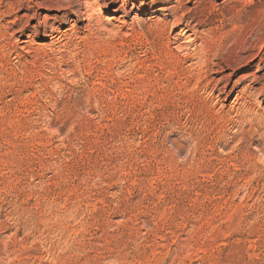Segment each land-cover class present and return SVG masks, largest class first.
Instances as JSON below:
<instances>
[{
    "label": "rangeland",
    "instance_id": "1",
    "mask_svg": "<svg viewBox=\"0 0 264 264\" xmlns=\"http://www.w3.org/2000/svg\"><path fill=\"white\" fill-rule=\"evenodd\" d=\"M44 2L0 0V264H264V0H105L54 46Z\"/></svg>",
    "mask_w": 264,
    "mask_h": 264
},
{
    "label": "bare ground",
    "instance_id": "2",
    "mask_svg": "<svg viewBox=\"0 0 264 264\" xmlns=\"http://www.w3.org/2000/svg\"><path fill=\"white\" fill-rule=\"evenodd\" d=\"M102 2H105V0H45V2L44 3H42L41 5L44 7V8H46V9H48V10H51V11H58V12H62V11H69L70 12V14H63V15H61V16H59V15H55V16H52V17H49V16H45V18H44V21L41 23V25L39 24V27H33V29H34V31H35V34L38 36H40L41 35V31L39 30L40 28H42L43 29V37H42V39H49V40H51V46H54V45H59L58 43L59 42H61V41H63L64 39H66V37H67V31H69V30H61V28H62V26H63V24L64 23H67V22H71V21H73V17L74 18H76V20L74 21V23H75V25L73 26V27H75V26H77V24H80V23H82V22H87V23H91L94 19H95V14L97 13L96 11L97 10H100L101 11V13H102V10H103V4H102ZM84 5V7H83V9L85 10V12H84V14H85V16L86 17H84V19L82 20V21H79L77 18L79 17L78 15L80 14V15H84L83 14V12H82V6ZM107 6V5H106ZM76 7H78L79 8V10H75L76 9ZM96 12V13H95ZM67 13V12H66ZM72 15V16H71ZM125 17H126V12H125ZM103 16V15H102ZM81 17V16H80ZM96 17H97V15H96ZM100 17V16H99ZM96 19H99V18H96ZM103 19V18H102ZM49 20L50 21H52L53 20V24H50V22H49ZM81 20V19H80ZM100 20H101V18H100ZM104 20H105V18H104ZM99 21V20H98ZM103 21V20H102ZM100 23H101V21H99ZM109 22V21H108ZM40 23V22H39ZM103 23V22H102ZM104 23H106V22H104ZM58 25V26H57ZM105 25V24H104ZM107 25V24H106ZM37 26H38V24H37ZM42 26V27H41ZM72 27V28H73ZM106 28V29H105ZM105 30H108L107 29V27L105 26ZM205 28V27H204ZM107 32V31H106ZM34 35V34H33ZM224 35H225V33H224ZM3 36V35H2ZM161 36V35H160ZM4 37V36H3ZM226 37V36H225ZM32 38V37H31ZM40 39H41V37H40ZM2 41V40H1ZM215 41V40H214ZM225 41V40H224ZM175 42V41H174ZM222 42V41H221ZM24 43V42H23ZM209 43V42H208ZM212 43V42H211ZM218 43H219V41H218ZM93 44V43H92ZM202 44H207V42H205V43H202ZM210 44V43H209ZM217 45V44H216ZM219 45V44H218ZM221 45V44H220ZM219 45V46H220ZM50 46V47H51ZM61 46V45H60ZM187 46V45H186ZM207 46V45H206ZM218 46V47H219ZM63 47V46H62ZM209 47V46H208ZM208 47H207V49H208ZM211 47V46H210ZM218 47H216V48H218ZM222 47V46H221ZM58 48V47H57ZM190 48V47H189ZM204 48V47H203ZM213 48H215V47H213ZM38 49V48H37ZM99 49V48H98ZM186 49V48H185ZM212 49V48H211ZM71 50V49H70ZM204 50V49H203ZM30 51V50H29ZM63 51V50H62ZM66 51V50H65ZM179 51V50H178ZM201 51L202 50H200V55H198V62H199V65H195V66H199V70H197L198 72L197 73H199V76L200 75H202V74H206L207 72H209L210 71V69H213V67L214 66H212V65H214V64H212L211 63V60H210V58L209 57H203V55L201 54ZM213 51V50H212ZM214 51H215V49H214ZM239 51V50H238ZM162 52V51H161ZM215 52H217V51H215ZM27 53V52H26ZM197 53V52H196ZM203 53H205V51L203 52ZM224 53V52H223ZM34 54V53H33ZM208 54V53H207ZM212 54H213V52H212ZM215 54V53H214ZM228 54H229V52H228ZM195 55V54H194ZM202 55V56H201ZM226 55V54H225ZM175 56V55H174ZM185 56V55H184ZM197 56V55H196ZM206 56V55H205ZM208 56H209V54H208ZM169 57H170V55H169ZM195 57V56H194ZM254 57V56H253ZM256 57V56H255ZM190 58V57H189ZM167 59V58H166ZM192 59V58H191ZM195 59V58H194ZM232 59V58H231ZM216 60H217V58H216ZM4 61V60H3ZM184 61V60H183ZM173 63V62H172ZM195 63H197V62H195ZM194 63V64H195ZM182 65V64H181ZM218 65V64H217ZM189 67V66H188ZM194 67V66H193ZM231 67V66H230ZM198 68V67H197ZM223 68V67H222ZM239 68V67H238ZM192 69V68H191ZM221 69V68H220ZM228 69V68H227ZM232 69H234V68H232ZM215 69H213V70H211V72H213ZM222 70V69H221ZM222 71H224V70H222ZM185 73V72H184ZM215 73H219V71H215ZM177 74V73H176ZM194 74H196V73H194ZM221 74V73H220ZM225 74V73H224ZM223 74V75H224ZM183 75V74H182ZM189 76V75H188ZM198 76V75H197ZM194 77V76H193ZM230 76L229 75H227V76H224L221 80H219V81H217V86H219L220 84H221V82H223V81H225L226 82V80H228V78H229ZM200 78V77H199ZM190 79V78H189ZM196 79L197 78H195V82H196ZM206 79H207V77H206ZM246 79V78H245ZM192 80H193V78H192ZM205 80V78H202V80H200L201 82H199V84H202V81H204ZM208 80V79H207ZM259 79H257V78H255V81H258ZM189 81V80H188ZM215 81V82H216ZM224 82V83H225ZM239 82V81H238ZM206 83V82H205ZM211 83V82H210ZM186 84V83H185ZM207 84V83H206ZM188 85V84H187ZM190 85H191V83H190ZM197 85V84H196ZM204 85V84H203ZM210 85V84H209ZM216 86V88H213L214 90L211 92L212 93V96L214 95V93H215V91H219L218 93H220V95H225L226 97H228L229 95H231L229 92H228V85L227 84H223V88L220 90V89H218V87ZM221 86V85H220ZM200 87V86H199ZM202 87V86H201ZM205 87H206V85H205ZM205 87H204V90H205ZM203 89V88H202ZM208 89V88H207ZM212 90V89H211ZM262 91V90H261ZM245 92L246 91H243V90H241V91H236V93H237V95H236V97H235V99H234V101H233V106L236 104V103H238V102H240L241 100H244L245 98H244V96H245ZM256 92V91H255ZM249 93V92H248ZM219 95V94H218ZM210 96V95H209ZM247 96H249V94L247 95ZM247 96H246V99H247ZM248 101V100H247ZM203 102V101H202ZM205 104V103H204ZM198 105V104H197ZM244 105V104H243ZM200 108V107H199ZM234 108H235V106H234ZM213 117V116H212ZM239 117V116H238ZM253 117V116H252ZM239 119V118H238ZM246 119V118H245ZM264 119H262V118H260V117H254V119H253V123H251V125H252V127H253V125H254V127H257L256 129H264V121H263ZM211 122V121H210ZM252 122V121H251ZM245 123V122H244ZM256 125V126H255ZM221 128V127H220ZM252 130V129H251ZM254 131V130H253ZM242 132V131H241ZM255 133H257V132H259L258 130H255L254 131ZM250 134L252 133V132H249ZM249 133H246L245 134V136H247V134H249ZM243 136V135H242ZM248 137V136H247ZM246 138V137H245ZM202 139V138H201ZM243 140V139H242ZM245 141V140H244ZM199 144V143H198ZM249 151V150H248ZM242 152V151H241ZM264 153V152H263ZM247 154H248V152H247ZM248 156V155H247ZM253 156V155H252ZM237 158V157H236ZM254 158V157H253Z\"/></svg>",
    "mask_w": 264,
    "mask_h": 264
}]
</instances>
